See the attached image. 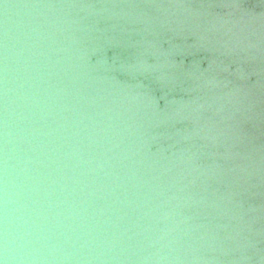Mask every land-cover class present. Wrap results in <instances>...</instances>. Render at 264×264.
Masks as SVG:
<instances>
[{
  "label": "water",
  "instance_id": "1",
  "mask_svg": "<svg viewBox=\"0 0 264 264\" xmlns=\"http://www.w3.org/2000/svg\"><path fill=\"white\" fill-rule=\"evenodd\" d=\"M0 264H264V0H0Z\"/></svg>",
  "mask_w": 264,
  "mask_h": 264
}]
</instances>
